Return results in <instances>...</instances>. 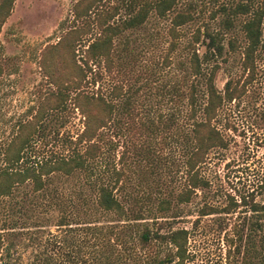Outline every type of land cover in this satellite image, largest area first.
I'll return each instance as SVG.
<instances>
[{
	"label": "trees",
	"instance_id": "16d2710c",
	"mask_svg": "<svg viewBox=\"0 0 264 264\" xmlns=\"http://www.w3.org/2000/svg\"><path fill=\"white\" fill-rule=\"evenodd\" d=\"M13 1L0 0V27ZM99 1L74 2L72 19H84V27L72 25L49 47L59 50L64 76L55 79L39 59L42 75L53 85L44 98L50 104H37L0 142V264H186L189 231L174 227L173 220L207 184L200 175L207 154L226 148L216 125L223 105L249 106L250 125L259 128L264 152V0H185L182 7L180 0H120V14L117 5L102 8ZM91 12L95 29L83 39L91 31L86 21ZM150 15L168 21L167 53L181 45L186 59L181 79L157 89L169 107L147 109L146 117L136 121L138 87L103 86L102 72L115 66L133 72L136 31ZM196 22L183 39L178 28ZM154 33L148 36H161ZM230 54L231 74L217 88L215 74ZM161 61L167 66L168 55ZM69 105L79 114L78 132L70 136L55 130L56 150L29 154L35 137ZM132 133L143 139L136 144ZM158 136L181 150L177 188L156 174L167 163L151 142ZM141 163L151 170L154 186L138 191L130 174ZM66 177L78 181L76 201H55L60 196L53 184ZM36 197L52 201H32ZM250 206L254 215L246 231L226 236L224 264H264V202ZM214 212L204 205L197 215ZM49 225L54 233L45 229ZM17 247L27 252L25 259Z\"/></svg>",
	"mask_w": 264,
	"mask_h": 264
},
{
	"label": "rangeland",
	"instance_id": "374dc122",
	"mask_svg": "<svg viewBox=\"0 0 264 264\" xmlns=\"http://www.w3.org/2000/svg\"><path fill=\"white\" fill-rule=\"evenodd\" d=\"M76 0H14L9 15L0 27V142L5 140L13 131L14 123L30 111H34L37 104L43 102L53 85L42 75L40 61L47 65L49 72L55 79L65 74L59 50L49 49L64 30L72 25L84 27L85 21L74 20L72 8ZM185 0H180L182 7ZM222 1V0H218ZM102 8L111 5L119 7L122 13L120 0H100ZM93 8V11H95ZM99 9V8H97ZM94 13H90L86 21L91 31L83 39L90 37L94 31ZM117 16V15H116ZM93 18V19H92ZM195 24L182 25V38ZM168 27L167 19H157L150 15L144 27L136 31L134 54L135 63L133 72H121L115 66L111 72L103 73L102 85L122 83L123 88L130 84L138 87L134 102L137 114L135 120L146 117L155 109L165 111L169 104H165L158 90L161 85L168 87L175 80L181 79V69L185 62V50L178 45L169 54L167 53L168 38L165 34ZM159 31V38H150L149 32ZM119 49V46H117ZM82 46L77 48L81 53ZM202 48H199L201 51ZM63 53H61L62 56ZM168 55L169 63L163 66L161 59ZM59 56V57H58ZM65 59L66 57H63ZM125 73V75H123ZM154 73V74H152ZM231 74V54L225 68L221 67L215 74L214 83L221 88L225 79ZM128 83V84H127ZM126 85V86H125ZM264 101V98H263ZM182 113V112H181ZM253 112L249 106L241 103H227L218 111L216 125L227 139L226 148L212 150L207 154L205 162L200 166V175L206 180V185L198 189L191 200L183 205V212L173 220L174 227L188 229L187 251L189 260L186 264H224L223 257L226 250V236L238 230L245 232L251 214L252 203L264 202V187L261 179L264 174V152L260 146L261 132L256 126L250 125ZM29 117V116H27ZM80 117L71 105L59 113V117L51 120L50 127L41 136H36L29 154L40 157L49 155L56 150L57 145L52 143L55 130L73 136L80 128ZM141 137V138H140ZM131 134V141L136 144L141 141L142 135ZM140 139V140H138ZM156 139V141H154ZM128 141V140H126ZM154 146L160 149L167 157V163L156 172L159 179L164 180L169 187L177 188L182 181L180 167L181 150L178 145L169 139L158 136L152 139ZM135 173L130 174L135 190L147 189L146 185L154 186L152 172L147 166L134 165ZM152 178V179H151ZM78 181L75 178H60L53 184L57 189L59 199L55 201H76L74 191ZM31 194H27V197ZM32 201H52L48 198L36 197ZM204 205L211 206L214 213L198 216V210ZM189 213V214H188ZM196 222H192L193 219ZM51 233L55 232L52 225L45 227ZM257 236L260 231L256 232ZM17 252L25 259L27 252L17 247Z\"/></svg>",
	"mask_w": 264,
	"mask_h": 264
}]
</instances>
